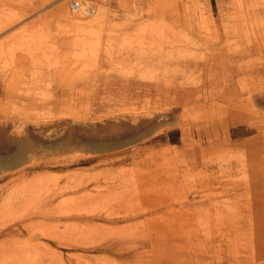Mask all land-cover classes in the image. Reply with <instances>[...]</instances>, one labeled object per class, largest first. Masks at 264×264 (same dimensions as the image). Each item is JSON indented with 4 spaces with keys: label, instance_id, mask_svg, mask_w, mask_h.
I'll list each match as a JSON object with an SVG mask.
<instances>
[{
    "label": "rangeland",
    "instance_id": "374dc122",
    "mask_svg": "<svg viewBox=\"0 0 264 264\" xmlns=\"http://www.w3.org/2000/svg\"><path fill=\"white\" fill-rule=\"evenodd\" d=\"M246 5L235 10L229 0H0V124L8 121L9 146L6 154L0 150V206L7 202L10 209L8 219L0 216V227L9 220L14 230L0 239V252L29 244L37 253L31 264H165L158 249L139 248L137 258L125 260L102 246L139 241L148 232L180 235L179 225L186 228L189 221L187 230L198 224L200 234L214 230L219 236L218 259L208 253L201 262L167 264H264V242L249 253L250 236L259 239L256 229L237 238L248 214L222 221L196 212L197 224L194 217L169 222L174 207L150 212L140 200L192 192L205 179L247 184L264 178V4ZM220 11L232 15L230 22L219 20ZM26 122L29 127L21 129ZM112 123L117 125L108 129ZM139 204L146 210L107 220L130 207L133 215ZM38 208L49 216L22 220ZM23 224L27 230L14 229ZM226 227L239 231L225 235Z\"/></svg>",
    "mask_w": 264,
    "mask_h": 264
},
{
    "label": "bare ground",
    "instance_id": "6f19581e",
    "mask_svg": "<svg viewBox=\"0 0 264 264\" xmlns=\"http://www.w3.org/2000/svg\"><path fill=\"white\" fill-rule=\"evenodd\" d=\"M229 1H231V4H232V8L233 9H235L234 7H235V5H237L238 7H240L241 8V6L242 5H244V7H245V10L247 9L246 7H247V5H246V0H229ZM261 4H264V0H261ZM236 10V9H235ZM242 10H244V9H241V11ZM234 11V10H233ZM232 11V12H233ZM209 12V11H208ZM238 13V12H237ZM236 13V14H237ZM233 14V13H232ZM231 15V14H230ZM244 16H246L245 15V12H244V14H243ZM229 16V14L227 15V14H224V13H222V11H220V13H219V20L223 23V22H226L227 20H229V22H230V18H231V16L230 17H228ZM234 16H236L237 17V15H234L233 14V18L235 19V17ZM239 16H241V15H239ZM227 17H228V19H227ZM243 17V16H242ZM244 18V17H243ZM242 18V19H243ZM227 19V20H226ZM234 19H232V20H234ZM226 20V21H225ZM210 23L211 22H214L213 20H210L209 21ZM234 22H239V20L238 19H235L234 20ZM241 23V22H240ZM212 24V23H211ZM211 24H209L210 26H211ZM227 24V23H226ZM213 25V27H214V25L215 24H212ZM217 25V24H216ZM233 25V24H232ZM232 25L230 26V27H232ZM237 26V28H239L240 27V25H239V23H238V25H236ZM223 27H227V26H225L224 24H223ZM230 27L228 28V29H230ZM236 29V28H235ZM215 30V29H214ZM223 30H225L224 28H223ZM230 31H232V30H227V31H225L224 32V34H225V37H229L230 36V34H231V32ZM234 31V30H233ZM236 31V30H235ZM220 35V34H219ZM215 36L214 38H215V40L216 39H220L221 38V36H222V34H221V36ZM217 41V40H216ZM218 42V41H217ZM1 44V43H0ZM17 56H19V55H17ZM16 57V55L14 56V58ZM16 59V58H15ZM22 59V58H21ZM20 59V60H21ZM151 60H152V58H151ZM18 61H19V59H18ZM187 61V60H186ZM177 62H179V61H177ZM184 62V61H183ZM251 94H250V92H249V96H250ZM248 100V102L249 101H251V99H247ZM166 109L165 110H167V109H169L168 108V105H166V107H165ZM143 111V110H142ZM154 111V110H153ZM148 112V111H147ZM149 113H151V112H149ZM131 115H133V114H131ZM136 116V115H135ZM152 117V116H151ZM233 117V116H232ZM142 118V117H141ZM150 118V117H149ZM6 120V119H5ZM143 120V119H142ZM5 122V121H4ZM8 122V121H7ZM7 122H5L4 124H0V141H1V143H2V145L0 144V150L2 151V153L3 154H6V153H8L9 152V146H8V142H7V139L5 138V136H4V133H7V130L5 129L6 128V126H7ZM138 122V121H137ZM115 123V122H114ZM114 123H112L111 125H109L107 128L108 129H113V127L114 126H116L117 124H114ZM124 123V122H123ZM132 123H135V121H133ZM132 123H131V125H132ZM34 124V123H33ZM36 124V123H35ZM121 125H122V121H121V123H120ZM29 124H28V122H26V124L24 123L23 125H22V128L21 129H27V127H29L28 126ZM32 125V124H31ZM37 125H38V123H37ZM24 126V127H23ZM27 126V127H26ZM39 126V125H38ZM95 126V125H94ZM99 126V125H98ZM31 128H32V126H30ZM40 127V126H39ZM96 127V126H95ZM103 127V126H102ZM31 128H30V130H31ZM89 128H91V127H89ZM106 128V129H107ZM62 129H64L63 127L61 128V130ZM70 129V128H69ZM77 129V128H76ZM92 129V128H91ZM11 130V129H10ZM49 130V129H48ZM95 130H96V128H95ZM102 130V129H101ZM6 131V132H5ZM25 132H27L26 130H24ZM24 131H22V132H24ZM47 131V130H46ZM83 131V130H82ZM86 131V130H85ZM23 133V134H26V133ZM33 131H31V133H32ZM35 132L37 133V131L35 130ZM64 132V131H63ZM11 133V132H10ZM30 133V134H31ZM34 133V132H33ZM89 133V132H88ZM42 134V133H41ZM65 134V133H64ZM102 134V133H101ZM105 134V133H104ZM6 135V134H5ZM36 135V134H35ZM66 135V134H65ZM73 135V134H72ZM100 135V134H99ZM98 135V136H99ZM39 136V135H38ZM67 136V135H66ZM93 137V136H92ZM70 139V138H69ZM68 139V140H69ZM102 139V138H101ZM11 141V140H10ZM71 141V140H70ZM98 144V143H97ZM11 149V148H10ZM24 150V149H23ZM7 151V152H6ZM21 152V151H20ZM1 153V152H0ZM20 155H22V153L20 154ZM3 156V155H2ZM4 157V156H3ZM9 157V156H8ZM173 180V179H172ZM7 181V180H6ZM243 182H245V181H243ZM243 182H235V181H233V180H229V181H225V180H220V179H205V180H201V182L199 181V183L197 184L198 185V189H196V190H194V191H192V192H186V193H184V191H182V192H180V193H175V194H172V195H169L168 194V196L166 195V194H160V195H162V196H154V198L152 197V196H150V197H148V198H146V196H145V198L143 199H140L143 203H148V204H151L150 206L148 205V204H146L147 206H148V210L147 211H153V209L154 208H157L158 210L159 209H161L162 207L163 208H165L166 206H172V207H174V209H173V212H171V210L172 209H170V213H169V218H171L172 219V221H171V219L169 220V222H173L174 220H178L179 222L181 221H184V222H186L187 220H190L192 217H194V219L195 220H197V218H195V216H197V215H195V213L196 212H200V213H204L203 214V216H205V219H206V217H210V215H211V220H212V215H214L215 217L217 216H220L221 217V219H222V217L224 218H226V217H228V215L229 214H232V213H235V214H237V213H246V214H248V215H246V216H244V214H243V218H241V219H243V222L244 223H247V218H248V220H249V222H248V225L246 226V224H244V226H246V228L245 229H243V227H241V232L242 233H240L239 234V236H237V238H242L243 239V237H244V235L246 234L245 232H250L251 230H252V228L253 229H256V230H254V231H258V238L259 239H257V237H253V236H250L251 238H253L252 240H253V242H251V250H250V252L249 253H251L252 255L253 254H256V252H255V247L258 245V243L259 242H264V178L262 177V178H259L258 180H253L252 182H249V183H247L246 184V182H245V186H243V185H241ZM10 183V182H9ZM241 183V184H240ZM197 185H195V186H197ZM194 186V187H195ZM6 188H7V186H6ZM191 188V187H190ZM190 188H189V190H190ZM192 188H193V186H192ZM191 188V190H193ZM240 188H245V190H247L246 191V195L244 194H238V191H239V189ZM5 189V187H3L2 188V190H4ZM258 192H261V195H258ZM1 194V193H0ZM158 195V194H157ZM166 195V196H165ZM142 196V195H141ZM133 197V199L135 200V199H137V198H134L135 196H132ZM136 197H137V195H136ZM143 197V196H142ZM221 197L222 198H227V200H221ZM0 198H1V196H0ZM125 198H127V197H125ZM130 198V196L128 197V199ZM141 198V197H140ZM220 198V199H219ZM139 199V198H138ZM137 201V200H136ZM140 201V203L142 204V202ZM9 203V202H8ZM138 203H139V201H138ZM145 204L144 205H140L139 204V206L138 207H140V206H143L142 208H140V209H138L136 212H134L133 213V215H130V213L128 214V212H129V210L130 209H132V207H130V209H128V211H127V213L124 215V212H123V214H121L120 216H122V215H124V216H122V217H120V218H117V219H115V218H111V217H107V218H109V219H107L109 222H116V221H118L119 219H122V220H127V219H129L130 217H133L134 216V214L135 213H138L139 211H141V212H143V210H146V209H144V208H146V207H144L145 206ZM2 205V204H1ZM9 205V204H8ZM7 205V202H4L3 203V205L2 206H0V216L1 217H3L4 215H6L5 217H4V220L5 219H8L9 218V216H7V214H9V212H10V209L7 207L8 206ZM136 205H137V203H136ZM126 208H127V206H125ZM133 207H135V206H133ZM162 208V209H163ZM125 209V208H124ZM134 209V208H133ZM132 209V210H133ZM135 209H137V208H135ZM202 209V211H200ZM131 210V211H132ZM168 210V209H167ZM115 211V210H114ZM122 211V210H121ZM54 212V211H53ZM117 212V211H116ZM163 212H165V211H163ZM50 213H52V212H50ZM56 213V212H55ZM197 213V214H198ZM200 213H199V216H200ZM206 213H207V216H206ZM53 214V213H52ZM52 214H50L51 216H52ZM58 214V213H57ZM56 214V215H57ZM64 214V213H63ZM109 214V213H108ZM113 214V213H112ZM143 214V213H142ZM27 215V214H26ZM117 215V214H116ZM115 215V216H116ZM137 215V214H136ZM234 215V214H233ZM241 215V214H240ZM239 215V216H240ZM47 217V216H49L48 215V213L47 212H44L43 210H41V208H38L34 213H32L31 215H27L25 218L23 217L22 218V220H26V219H30L31 217ZM62 216V215H61ZM98 216V215H97ZM103 216V215H102ZM110 216H111V214H110ZM114 216V217H115ZM159 216V215H158ZM162 216V215H161ZM165 216V215H164ZM199 216H197V217H199ZM202 216V215H201ZM201 217V219L202 218H204V217ZM213 216V217H214ZM237 216V215H236ZM239 216H238V218H239ZM248 216V217H247ZM56 217H59V216H56ZM117 217V216H116ZM153 217V216H152ZM154 217H157V215H155ZM242 217V216H241ZM261 217H262V219H261ZM86 217H84V219H85ZM104 218H105V216H104ZM111 218V219H110ZM148 218V220H149V217H147ZM232 218H234V217H232ZM237 218V217H236ZM238 218L236 219V221L238 220ZM151 219V218H150ZM158 219H163V223H165V222H167L168 221V218H159L158 217ZM166 219H167V221H166ZM193 219V218H192ZM193 219V220H194ZM200 221H201V219L200 218H198ZM208 219V218H207ZM206 219V220H207ZM215 219V218H214ZM217 219V218H216ZM220 219V218H219ZM240 219V218H239ZM3 220V221H4ZM17 220H19V219H17ZM21 220V219H20ZM140 220H142V219H139V222H140ZM148 220H146V221H148ZM153 220V219H152ZM164 220H165V222H164ZM194 220V221H195ZM202 220H204V219H202ZM205 220V221H206ZM224 219H222V221H223ZM2 221V222H3ZM12 221V220H11ZM145 221V222H146ZM155 221V220H154ZM158 221V220H157ZM162 220H160V225H162L161 222ZM192 221V220H191ZM190 221V222H191ZM194 221L193 222H191V223H194ZM198 221V220H197ZM216 220H214V222H215ZM218 221V220H217ZM220 221V220H219ZM241 221V220H240ZM5 222V221H4ZM148 222H151V221H148ZM147 222V223H148ZM153 222V221H152ZM156 222V221H155ZM169 222H167V223H169ZM176 222V221H175ZM178 222V223H179ZM202 222V221H201ZM207 222H209V221H207ZM225 222V221H224ZM252 222V223H251ZM254 222V223H253ZM8 223V224H7ZM7 223H5L2 227H0V239L3 237V238H5V237H8V236H10L11 234H13V229H11L10 228V226H9V224H10V222H9V220L7 221ZM166 223V224H167ZM197 223H199V221L198 222H196L195 224H197ZM215 223H217V222H215ZM219 223V222H218ZM238 223H239V221H238ZM251 223V224H250ZM25 224V223H24ZM18 225L17 226V228H14V229H16L17 231H19L20 233L22 232V230L23 229H28V226L26 227L25 225ZM139 224V223H138ZM141 224H143V223H141ZM166 224H164L165 226H166ZM172 223H170V225H171ZM176 224H177V222H176ZM186 224V223H185ZM188 225L190 224L189 223V221H188V223H187ZM204 224H205V222H204ZM203 224V225H204ZM214 224V223H213ZM220 224V223H219ZM236 224V223H235ZM240 224V223H239ZM144 225V224H143ZM154 225V224H153ZM169 225V226H170ZM174 225V224H173ZM179 225V224H178ZM178 225L176 226L177 228H178ZM187 225V226H188ZM192 225H194V224H191L189 227H188V230H187V226H185L186 228H184L183 226H184V223L182 222V225L180 224L179 225V227L180 226H182V227H180V229L181 230H179V231H182V228H183V231L182 232H180V235H179V233L178 232H176V234L175 235H172V236H167V234H166V236H163V237H161V238H158L157 236H152V234L151 233H149L148 232V234L149 235H147V237H145V238H143V239H139V241H133V240H125V239H117V240H113L112 242H110V244H108V245H106V246H102V250L103 251H108V252H110V253H113V254H116V255H118L120 258H123V259H125V260H128V259H130V258H137L136 256L137 255H140L141 253H139L138 252V249L139 248H142V249H145V248H150L151 249V251H156L157 249L159 250V255L161 256V259H160V261H163L165 264H167V263H171V262H175V261H183V260H185V259H189L191 262H195V261H197V262H201L205 257H207L206 255L208 254V253H211V255H212V258L213 259H218V257H219V254H220V249H221V246L220 245H217L219 242H218V238H219V236L218 235H215V233H214V230H212L213 232L211 233V232H209V231H202L203 233H199V231H197V229L195 228L196 226H198V224L197 225H194V226H192ZM209 225V224H208ZM221 225H222V223H221ZM221 225H220V227H221ZM223 225H224V223H223ZM256 225V226H255ZM130 226V225H129ZM191 226H192V228H191ZM202 226V225H201ZM217 226H218V224H217ZM234 226V225H233ZM240 226V225H239ZM238 226V227H239ZM132 227V226H131ZM160 227V226H159ZM170 227H172V225L170 226ZM198 227H200V226H198ZM197 227V228H198ZM204 227H205V225H204ZM222 227H224V226H222ZM252 227V228H251ZM144 229H145V227H143ZM160 228H162V227H160ZM176 228V229H177ZM208 227H205V229H207ZM227 229H226V231H225V235H227V232L228 233H233V234H235L236 233V231H239V229H237V227H236V229H234V228H232V227H226ZM113 229V228H112ZM164 229H166V228H164ZM172 229L175 231L176 229H174V226L172 227ZM186 229V230H185ZM210 229V228H209ZM218 229H219V226H218ZM92 230V229H91ZM100 230V229H99ZM121 230V229H120ZM220 230V229H219ZM248 230V231H247ZM110 231V230H109ZM108 231V232H109ZM151 231V230H150ZM159 231V230H158ZM162 231H163V229H162ZM161 231V232H162ZM165 231V230H164ZM164 231H163V234H164ZM169 231H171V229L169 230ZM221 231V232H220ZM219 232L220 233H222L223 231H222V229L220 230ZM95 232V231H94ZM101 232V231H100ZM105 232H107V231H105ZM111 232V231H110ZM147 232V231H146ZM171 232H173V231H171ZM207 232H209L208 233V235H206V233ZM20 233H18V234H20ZM91 233V232H90ZM112 233V232H111ZM117 233V232H116ZM120 233V232H119ZM135 233H136V230H135ZM178 233V234H177ZM93 234V233H92ZM92 234H91V236H92ZM118 234V233H117ZM141 234V233H140ZM161 234V233H160ZM251 234V233H250ZM95 235V234H94ZM93 235V236H94ZM109 235V234H108ZM116 235V234H115ZM124 235V234H123ZM122 235V236H123ZM131 235V234H130ZM135 235V234H134ZM142 235V234H141ZM165 235V234H164ZM223 235V234H222ZM252 235H253V233H252ZM63 236V235H62ZM90 236V237H91ZM161 236H162V234H161ZM228 236H233V235H230V234H228ZM242 236V237H241ZM121 237V236H120ZM135 237H137V235L135 236ZM140 237V236H139ZM235 237V236H234ZM47 238V237H46ZM49 238V237H48ZM61 238V237H60ZM62 238H64V237H62ZM87 239H88V237H86ZM121 238H123V237H121ZM126 238V237H125ZM133 238V237H132ZM204 238H206V240L204 239ZM226 238V237H225ZM246 238V237H245ZM248 238V237H247ZM31 239V238H30ZM50 239V238H49ZM54 239V238H53ZM55 239H57V238H55ZM65 239V238H64ZM4 240H7V239H4ZM51 240V239H50ZM67 240V239H66ZM70 240V239H69ZM86 240V239H85ZM90 240V239H89ZM91 240H93L92 239V237H91ZM138 240V239H137ZM208 241L211 245H209V244H207V242H205V241ZM228 240V244H229V246L232 248H235V249H237L238 247L237 246H235L237 243H232L231 241H229V239H227ZM255 240H258L257 242H254ZM25 241V240H24ZM52 241V240H51ZM63 241V240H62ZM79 241V240H78ZM94 241H96L95 239H94ZM108 241V240H107ZM7 242H8V244H9V241L7 240ZM59 242H61V241H59ZM64 242V241H63ZM66 242V241H65ZM85 242V241H84ZM205 242V243H204ZM220 242H221V240H220ZM12 243V242H11ZM27 243H29V242H27ZM68 243H72V242H68ZM88 243H89V241H88ZM90 243H91V241H90ZM96 243V242H95ZM67 244V243H66ZM76 244V243H75ZM98 245L100 244V243H97ZM206 244L208 245V248H207V246H206ZM221 244V243H220ZM85 245V244H84ZM243 245H244V243H243ZM253 245H254V248H252L253 247ZM10 246H11V244H10ZM35 246V245H34ZM69 246V245H68ZM76 248H77V246L76 245H74ZM88 246V245H87ZM95 246V245H94ZM216 246H220V249L219 248H216ZM225 246H227V245H225ZM229 246H227V248H228V250H230V248H229ZM240 246V245H239ZM250 245L248 244V247H249ZM9 247V246H8ZM79 247H81V246H79ZM90 247V246H89ZM223 247V246H222ZM244 247H247V245L246 246H244ZM70 248H71V246H70ZM85 248H88V247H85ZM225 249V248H224ZM247 250L249 251V249L247 248ZM246 249L245 250H243V252L244 251H247ZM38 251V250H37ZM224 251V250H223ZM237 251V250H236ZM239 251V250H238ZM241 251V250H240ZM157 252V251H156ZM242 252V253H243ZM35 249L33 248V247H31V246H29V244H23V245H21L20 247H18V249H16L15 251H10V249L8 250V249H4L2 252H0V264H31V262L33 261V258H34V256H35ZM153 253V252H152ZM158 253V252H157ZM37 254V253H36ZM154 254H156V253H154ZM224 254V253H223ZM239 254H240V252H239ZM241 255V254H240ZM246 255V254H245ZM247 256V255H246ZM249 256V258L251 259V257H250V254L248 255ZM79 257V256H78ZM78 257H76V258H78ZM237 257V256H236ZM238 257H239V255H238ZM242 258H240V259H243V257H245V256H241ZM259 257V256H258ZM37 258V257H36ZM71 258V257H70ZM211 258V257H210ZM263 258V257H262ZM80 259V258H79ZM82 259H83V257H82ZM248 259V258H247ZM68 260V259H67ZM74 260V259H73ZM72 261V260H71ZM79 261V260H78ZM238 261V260H237ZM76 262V261H75ZM81 262V261H80ZM219 262V261H218ZM221 262V261H220ZM259 262V261H258ZM262 262V261H261ZM74 263V262H73ZM207 263V262H206ZM240 263V262H239ZM82 264V263H81ZM240 264H259V263H255V262H241Z\"/></svg>",
    "mask_w": 264,
    "mask_h": 264
},
{
    "label": "built area",
    "instance_id": "2783aa9c",
    "mask_svg": "<svg viewBox=\"0 0 264 264\" xmlns=\"http://www.w3.org/2000/svg\"><path fill=\"white\" fill-rule=\"evenodd\" d=\"M74 4H75V5H74V6H75L74 10L80 11V10H79V4H78V3H74ZM80 13H82V11H80Z\"/></svg>",
    "mask_w": 264,
    "mask_h": 264
}]
</instances>
